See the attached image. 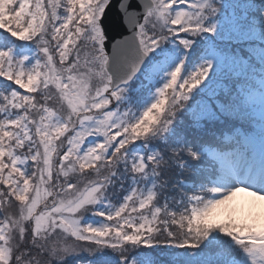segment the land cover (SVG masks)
Returning a JSON list of instances; mask_svg holds the SVG:
<instances>
[{"label": "snow or ice", "instance_id": "snow-or-ice-1", "mask_svg": "<svg viewBox=\"0 0 264 264\" xmlns=\"http://www.w3.org/2000/svg\"><path fill=\"white\" fill-rule=\"evenodd\" d=\"M0 264H264V0H0Z\"/></svg>", "mask_w": 264, "mask_h": 264}, {"label": "rangeland", "instance_id": "rangeland-1", "mask_svg": "<svg viewBox=\"0 0 264 264\" xmlns=\"http://www.w3.org/2000/svg\"><path fill=\"white\" fill-rule=\"evenodd\" d=\"M244 198V194H239L238 199L242 200Z\"/></svg>", "mask_w": 264, "mask_h": 264}]
</instances>
